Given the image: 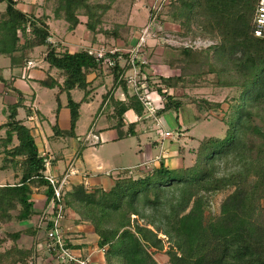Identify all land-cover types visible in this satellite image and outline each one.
Segmentation results:
<instances>
[{
    "label": "trees",
    "instance_id": "16d2710c",
    "mask_svg": "<svg viewBox=\"0 0 264 264\" xmlns=\"http://www.w3.org/2000/svg\"><path fill=\"white\" fill-rule=\"evenodd\" d=\"M1 3L5 10L0 14V55L9 57L11 66H23L34 48L47 47L45 61L63 77L59 89L68 99L70 128L63 135H72L80 104L72 101L69 91L81 90L85 97L86 76L102 70L100 63L87 51L58 53L47 42V16L26 15L16 9L14 0ZM132 3L45 0L52 16L67 23L69 30L85 17L88 31L123 44L131 36L128 18ZM256 4L257 0H175L164 6L169 8L164 14L156 15L158 22L164 15L167 23L176 24L177 34L190 32L212 42L200 51L178 47L171 57L161 54V62L175 74L158 77L160 85L155 92L162 98L156 114L159 119L164 112L181 107L173 94L177 89H185L187 83L206 73L214 74L217 85L236 93L225 111L221 103L201 101L202 105H197L198 122L206 120L199 109L221 110L225 131L222 137H204L198 142L191 166L168 168L160 161L158 167L139 176L129 170L119 172L108 191L86 192L77 186L70 202L65 194L66 204L74 206L80 219L93 227L98 246L106 247V264H157L151 251L163 250L160 234L167 239L163 264H264V119L259 116L264 111V40L253 36ZM152 16L149 14V19ZM118 56H111L115 66L108 72L125 90L124 76L130 66L121 67L119 61H127L128 56L122 55L121 60ZM41 85L47 87L49 82ZM16 108L8 109L7 122L0 127L5 128L0 143L5 157L20 170L17 183L0 187V231L33 215L31 186H46L48 202L52 198L43 178L46 159L39 155L29 129L16 120ZM129 109L144 116L141 103L131 95L127 103L114 105L118 126ZM13 135L18 144L7 150ZM230 162L236 169L220 175V164ZM224 190L229 192L219 204L218 214L206 216L207 196ZM22 235L25 232H3L0 264H27L32 259L33 247L18 243Z\"/></svg>",
    "mask_w": 264,
    "mask_h": 264
},
{
    "label": "crops",
    "instance_id": "0c3cea01",
    "mask_svg": "<svg viewBox=\"0 0 264 264\" xmlns=\"http://www.w3.org/2000/svg\"><path fill=\"white\" fill-rule=\"evenodd\" d=\"M14 1L16 9L26 15L35 17L47 16L46 24L49 31L47 42L58 53H76L96 50L100 47L121 48L124 45L127 47L133 46L138 39L140 29L147 24L149 17V12L146 8L148 1L133 0L131 14L128 18V24L131 26V36L127 39L126 44H123L120 41L107 39L101 33L93 34L88 31L84 25L86 22L85 17L79 18L80 24L75 29L68 30L67 23L52 16L51 11L45 4V0ZM140 2L143 3L139 9L145 11L146 18L142 25L136 27L131 23L132 13L135 8H138L137 6ZM4 10L5 3H1L0 14ZM53 22L54 25L52 24ZM168 25L164 23L163 27L167 30ZM46 49V46H40L29 53L27 62L32 63L33 67L31 68H27V62L23 66H11L9 57L0 55V127L7 122L8 109L17 106L16 120L29 129L39 155L43 156L50 164L46 173L61 177L69 170L75 171L69 177L70 183L64 192V196L69 194L66 199H69V202L71 200L70 194L73 193L77 186H82L86 192H92L98 188L108 191L118 173L126 170V168H119L114 175L99 172L93 173L100 171L102 164L107 166L109 161H111L112 155L105 159L104 157H96L97 155L93 151L98 149L95 146L99 145V142L92 137L97 136L99 133L103 136L104 132H106L103 143L112 142L110 144L111 147L108 146V149L103 148V151L114 150V145L117 143L114 141L117 138L114 135L115 130L123 132L126 136H137L138 134L146 136L150 140V144L145 143V148H156V139L149 138L153 129L151 125L153 122L149 120L151 123L149 121L145 123L142 121V117H139L132 109H129L122 115V124L118 126L117 119L113 116L114 105L116 103H127L131 92L127 87L123 90L121 86L115 83L113 76L109 72L95 70L86 76L89 85L87 88L88 93L85 97L84 94H81L83 92L81 90L74 89L69 91L72 101L79 103L80 106L73 134L63 135V132L68 131L70 128V113L67 107L68 99L66 92H62L59 89L63 83V77L58 70L51 68L45 61ZM159 49H161L159 46L154 48V51L149 55V64L141 68L142 72L148 73V80L174 75L171 74L172 72L168 73L167 76L159 75V72L163 70L170 72L161 62L162 52ZM120 65H123V61H120ZM46 80L49 82V86L44 87L41 82ZM93 104L97 106V109ZM82 115L93 117L94 120L99 122V127L95 131H91L89 127L86 132H83V126L79 131V119ZM4 138L5 128H1L0 143ZM17 144V139L13 135L11 143L7 145V150ZM141 145V143H138V146L128 144V150H132V147H134L135 151L141 155L143 153ZM3 151V147L0 146V187L6 185L2 182L8 176L13 178V183L9 185L17 183L20 178V170L15 169L11 165L8 161L9 158L5 157ZM121 154L123 152H117L115 162L120 160L119 156ZM151 154L146 156L141 165L150 164L157 153L155 155ZM160 161L168 168L183 166L175 165L173 159H160ZM156 167L158 166L153 165L151 169ZM112 168L117 167L113 166ZM142 174L144 173L141 172L140 175ZM30 190V197L33 202V215L26 221L9 223L5 232H25V235L21 236L18 243L25 248L33 247L34 256L31 259L33 264H54L45 248V223L51 214L50 201L48 202L46 198V186H31ZM64 198L65 217L62 222V232L66 244L70 247L73 254L87 258L88 264H106L105 255L100 251L98 236L95 234L93 227L86 221L81 220L76 214L74 206H70L71 204L67 205ZM32 233H35V236H30Z\"/></svg>",
    "mask_w": 264,
    "mask_h": 264
},
{
    "label": "rangeland",
    "instance_id": "374dc122",
    "mask_svg": "<svg viewBox=\"0 0 264 264\" xmlns=\"http://www.w3.org/2000/svg\"><path fill=\"white\" fill-rule=\"evenodd\" d=\"M143 2H140L138 4V8H135L133 10V16L131 23L134 26H139L142 25L145 18H146V13L144 10L139 9V7L142 5ZM148 3V2H147ZM148 4H146V8L148 10ZM167 9L169 10L168 7H162L160 12L158 14H164ZM149 12V11H148ZM149 14V13H148ZM155 14L152 16L154 19L153 22H156L157 17ZM161 22H156L155 27H158L156 31L157 37H159L162 40V43L160 40L157 39H149L148 45L150 42V45L148 48L150 51V54L154 51V48L159 46L161 49L160 52L164 54L166 57H171L175 55L174 49L178 47H188L193 50H203L206 49L205 46L201 45V47H196L199 45H193L194 43L198 44H207L211 45L212 42L209 40H201L199 35L192 36L190 32H188L187 35H180L178 33V26L176 24H169L167 23L166 17L162 15ZM164 20V21H162ZM150 21L148 17L147 23ZM164 23L169 24L168 29L166 30L163 26ZM54 25V22L52 23ZM52 25V26H53ZM145 26V25H144ZM143 26V27H144ZM142 27V28H143ZM194 29V27H192ZM69 30V29H68ZM194 32H197L194 30ZM199 41V42H198ZM181 43V45H180ZM209 45V46H210ZM95 47V46H94ZM127 47L126 45L122 46L121 48ZM163 48V51H162ZM158 50V51H159ZM156 51V50H155ZM149 54V55H150ZM169 70V69H168ZM168 71H160L159 75L160 76H167L168 73L175 74L173 71L169 70ZM107 73V71H105ZM141 73H145L146 76H148L147 72H142L140 68ZM155 74L157 72H154ZM190 73V72H187ZM193 73V72H192ZM158 74V73H157ZM192 78V77H190ZM185 79H189L186 77ZM148 87H149V92L151 94L149 95L150 98L154 101V103L160 100V98L156 95L157 93L155 92L156 88L158 85H160L158 79L155 80H148ZM161 88H163L161 86ZM236 92L228 89L226 87H223L221 85L216 84V79L214 77V74L212 73H206L205 75H202L199 79H197L193 83H187L185 85V89L182 88V90L177 89L173 94L175 100H178L181 102V107L175 111L174 109H170L160 116V124L163 126V128L170 133L168 137H164L163 139H158L156 136L155 128H154V122L152 119L149 118H144L142 121L145 123H148V121H152L153 124L151 123L153 129L151 131V134L149 135V138L156 139L155 144L157 145L156 148H148L146 149L144 144H150V140L146 136H141V134H138L137 136H126L123 132H117L116 130L114 131V135H116L117 138L114 140L117 142L114 145V150L111 151H103V148L108 149L112 141H108V143H103V139L106 135L105 134H96L97 136L92 137L93 139L95 138L98 142L99 145L95 146V148H98L97 150L93 151L94 154H96V157H104L108 158L110 155L111 161H109V164L107 166L101 165L100 171H95L93 173H104V174H109V175H114L117 173V170L119 168H126V170H131L132 175L139 176L140 173H145L146 171H150L151 167L153 165L159 164L160 159L161 160H167V159H173V163L176 165H183L184 167H189L193 164L194 158H195V150L198 146V142L203 139L204 137H222L225 131V126L221 122V118L223 117L222 111H225L227 108V103L231 101L232 96H234ZM82 95L84 94L83 92L81 93ZM176 96V97H175ZM201 101H206L209 103H221L222 104V111L217 110V111H205L204 109H199V111L202 113L203 118L206 119L204 121L198 122L197 121V112L195 109H198L197 105H200ZM200 103V104H199ZM202 105V104H201ZM93 106L97 109V106L93 104ZM96 111V110H94ZM260 118L264 119V111L260 113ZM258 121L259 125H262L261 121ZM83 128V132H86L88 128H91V131H95L99 127V122L97 120H94L93 117L91 118L88 115H82V117L79 119V131ZM182 128V129H181ZM180 129V131H179ZM120 135V138H119ZM97 137V138H96ZM139 139V140H138ZM95 140V141H96ZM120 140V141H119ZM138 143H141V149L143 150V153L140 155L137 151H135V148L132 147V150H128V144L130 145H137ZM109 146V147H108ZM150 146V145H149ZM117 152H123L121 154L120 160L118 162H115V159H117ZM150 153L151 155H156L154 158L151 160V163H145L141 165V162L145 160L146 156H148ZM115 157V158H114ZM114 161V162H113ZM140 165V166H139ZM174 165V166H175ZM117 167V168H112V167ZM143 169V170H141ZM236 169V164L235 163H228L227 165H222L220 164L219 166V174H228ZM2 179V178H1ZM5 179V180H4ZM3 179L2 183L5 184H12L13 178L12 176H8ZM228 190H224L222 192H217V193H212L207 196L208 200V207L205 211L206 216H216L218 214V209H219V204L221 201L224 199V197L228 194ZM146 214H150V211L145 212ZM144 222L141 221V224ZM8 228V225L3 226L2 230L0 231V236L3 235V232ZM159 238L163 240L164 248L162 251H155L152 250V255L154 256L157 264H163L166 262L167 258L165 255V251L167 250V242L166 238L163 235H159ZM6 246V245H4ZM1 249V247H0Z\"/></svg>",
    "mask_w": 264,
    "mask_h": 264
},
{
    "label": "built area",
    "instance_id": "2783aa9c",
    "mask_svg": "<svg viewBox=\"0 0 264 264\" xmlns=\"http://www.w3.org/2000/svg\"><path fill=\"white\" fill-rule=\"evenodd\" d=\"M148 1V11L149 14L155 15L160 12L162 7L168 5L175 0H147ZM153 18L139 31L138 39L133 46L125 48H105L100 47L96 50H88V54L92 55L97 62L100 63L101 69L109 71L115 66V61L111 59L114 54H119V60H121L122 55H127L128 60H123V66H130L126 71L124 80L126 87L130 90L131 95H135L139 102L141 103L144 111V118L152 119L154 122L155 134L158 139H163L168 137L170 133L166 131L160 124V119L157 117V111L162 106V98L156 94L160 100L157 103L150 98L151 92H149L148 78L145 73L140 72L141 67H145L149 64V54L148 48L149 39H157L162 43L163 39L157 37L155 29V23ZM159 23V22H158ZM253 26V36L258 39L264 40V0H257V4L253 13L252 18ZM199 42V41H198ZM181 45V43H180ZM193 45H199L196 47L209 46L207 44L194 43ZM206 47V48H207ZM120 62V61H119ZM33 67L31 62H27V68ZM49 162L45 161L44 164V180L47 182L48 186L52 192V198L50 200V218L47 219L45 223V248L50 254L51 259L54 264H88V260L85 257L76 256L72 253L70 247L66 244L62 232V222L65 217V205H64V192L69 185V177L75 173L73 170H69L67 173L63 174L61 177L46 173L49 168ZM129 173H132L129 170ZM102 253H105L106 247L100 248ZM27 264H33L30 260Z\"/></svg>",
    "mask_w": 264,
    "mask_h": 264
}]
</instances>
